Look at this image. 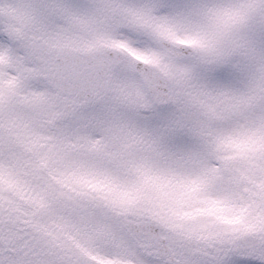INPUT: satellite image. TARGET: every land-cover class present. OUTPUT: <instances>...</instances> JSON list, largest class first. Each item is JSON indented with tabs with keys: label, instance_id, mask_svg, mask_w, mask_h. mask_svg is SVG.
I'll use <instances>...</instances> for the list:
<instances>
[{
	"label": "snow or ice",
	"instance_id": "6c2138e0",
	"mask_svg": "<svg viewBox=\"0 0 264 264\" xmlns=\"http://www.w3.org/2000/svg\"><path fill=\"white\" fill-rule=\"evenodd\" d=\"M0 264H264V0H0Z\"/></svg>",
	"mask_w": 264,
	"mask_h": 264
}]
</instances>
